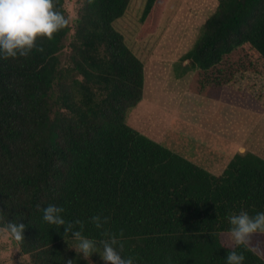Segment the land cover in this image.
<instances>
[{"label":"trees","instance_id":"trees-1","mask_svg":"<svg viewBox=\"0 0 264 264\" xmlns=\"http://www.w3.org/2000/svg\"><path fill=\"white\" fill-rule=\"evenodd\" d=\"M168 1L146 0L141 37L158 29ZM130 2L81 0L74 24L37 39L43 51L0 56V226H26L15 243L30 264H88L63 227L43 221L49 203L83 221L90 239L116 234L135 264H227L228 212H264V157L237 152L216 175L127 124L145 86L143 61L114 26ZM65 3L55 0L68 17ZM180 62L201 96L240 72L264 76V0H218ZM96 214L110 218L103 229L90 222ZM235 250L243 264H264L256 251Z\"/></svg>","mask_w":264,"mask_h":264},{"label":"rangeland","instance_id":"rangeland-1","mask_svg":"<svg viewBox=\"0 0 264 264\" xmlns=\"http://www.w3.org/2000/svg\"><path fill=\"white\" fill-rule=\"evenodd\" d=\"M145 3L131 0L125 14L114 21L145 66L143 99L129 110L127 124L168 148L189 151L195 163L216 175L237 152L252 151L264 157L263 75L240 72L211 97L188 89L192 72L181 75L185 63L180 58L194 45L218 0H169L158 29L141 37L140 17ZM80 5L81 0H66L71 24L78 17ZM224 240L229 243L227 236ZM252 244L264 257V234H256ZM91 260L93 264H105L100 255ZM0 264L30 262L13 239L0 238Z\"/></svg>","mask_w":264,"mask_h":264},{"label":"clouds","instance_id":"clouds-1","mask_svg":"<svg viewBox=\"0 0 264 264\" xmlns=\"http://www.w3.org/2000/svg\"><path fill=\"white\" fill-rule=\"evenodd\" d=\"M70 20L71 17H66L62 11L57 10L55 0H0V56L4 59L28 57L33 49L43 51L42 47H38L37 39H53L55 33L69 26ZM40 210L43 221L56 226L57 230L64 228L62 235L68 249H74L77 256L87 260L88 264H93L91 256L94 252L100 253L105 264H135L134 257H121L124 246L116 234L105 230L102 232L104 238L97 242L83 235V221H66L63 218V207L49 203ZM89 219L97 229H103L110 218L96 214ZM226 219L230 224L227 232L229 243L224 246L229 249L227 264H243L244 254L235 249L244 246L250 251H256L252 240L256 234H264V212L253 216L243 209L238 214L230 211ZM25 227L23 223L7 221L0 226V238H11L20 243L24 240ZM69 234L76 242L74 245L69 243ZM120 235H123V230ZM97 243L101 246V251L96 250ZM65 264H76V261L68 258Z\"/></svg>","mask_w":264,"mask_h":264},{"label":"crops","instance_id":"crops-1","mask_svg":"<svg viewBox=\"0 0 264 264\" xmlns=\"http://www.w3.org/2000/svg\"><path fill=\"white\" fill-rule=\"evenodd\" d=\"M215 100V99H214ZM217 101H219V100H217ZM172 150H174L173 148H172ZM174 151H176V152H178V153H181L182 155H184L185 157H187L188 159H190V160H192V158L191 157H189V151H187V152H180V151H177V150H174ZM252 152V151H251ZM255 153V152H254ZM231 160V159H230ZM193 161V160H192ZM198 165H200V164H198ZM201 166V165H200ZM202 167H204V168H206V169H208L209 170V168L208 167H206V166H202ZM210 171V170H209ZM223 172V171H222ZM220 175V174H219Z\"/></svg>","mask_w":264,"mask_h":264}]
</instances>
